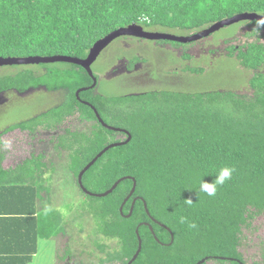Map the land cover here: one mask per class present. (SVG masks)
Instances as JSON below:
<instances>
[{"label": "trees", "instance_id": "1", "mask_svg": "<svg viewBox=\"0 0 264 264\" xmlns=\"http://www.w3.org/2000/svg\"><path fill=\"white\" fill-rule=\"evenodd\" d=\"M242 13L264 16V0H0V58L62 55L84 59L96 41L131 24L189 36ZM234 27L235 33L219 40L216 46L234 38L241 27L247 28L244 36L248 42L228 46L225 57L240 70L241 78L232 85L245 84L251 93L248 96L218 90L173 94L171 91V99H167L163 110L159 105L155 109L146 107L144 99L153 103L157 96L152 93L137 98L102 99L101 103L93 99L94 89L80 93V100L90 103L106 125L119 127L131 136L129 143L108 150L82 177L85 190L92 193L89 186L93 183L100 190L92 194L106 192L123 177H132L136 182L133 195L123 206V216L119 208L131 190V180L121 182L104 197L110 203L93 211L100 220V232L121 242L120 250L107 254L106 261H130L137 250L138 227L142 249L132 264H152L151 253L157 247L185 251L193 245L203 250L206 262L245 264L238 252L241 227L251 218V212L264 214V44L260 42L264 38V23L244 21ZM173 45L181 46L175 42ZM192 68L186 70L202 75V69ZM91 84L87 73L72 64L11 66L0 76V92L9 97L0 108L8 110L16 102L29 106L37 100L44 107L16 123L0 124V135L14 131L31 133L42 118L60 122L74 109L96 122L90 107L75 96L77 90ZM40 85L44 89H37ZM28 87L35 90L30 94H35L31 103L24 99L30 95L17 97L11 93L14 89L24 92ZM163 97L166 94L158 100ZM112 109L119 124L105 118ZM125 111L130 114L124 117ZM96 126L105 134H116L98 123ZM117 134L124 139L108 143L82 139L76 143L68 170L82 194L85 193L78 186V174L106 146L126 140V135ZM116 151H126L128 155ZM3 158L0 150V264H32L39 253L40 240L63 234L54 229L56 224L60 226V217L45 216L50 188L42 172L34 173V169L40 171L44 166L41 157H31L13 170L2 167ZM224 166L235 168L232 179L218 189L215 197H208L200 191V182L211 183ZM135 167L138 172L133 170ZM152 180L161 182L168 206L161 196L150 194ZM146 185L148 194H143L140 188ZM134 198L138 199L132 214L125 218ZM141 199L147 205L148 215ZM182 216L194 221L197 229L190 230L187 224H181ZM150 218L170 230L171 244L170 233ZM144 224L152 228L153 234ZM60 260L70 264L65 251Z\"/></svg>", "mask_w": 264, "mask_h": 264}, {"label": "rangeland", "instance_id": "2", "mask_svg": "<svg viewBox=\"0 0 264 264\" xmlns=\"http://www.w3.org/2000/svg\"><path fill=\"white\" fill-rule=\"evenodd\" d=\"M235 29L234 25L224 27L200 42L181 46L173 45L174 42L169 41L118 38L101 52L91 66L97 79L93 99L96 98L94 100L101 103L102 99L137 98L146 93H152L157 96L153 98V103L149 102L150 99H144L146 107L155 109L159 105L161 109L166 110L165 102L167 99H171L168 98L171 91L173 94L218 90L221 93L232 91L240 96H248L251 93L247 91L245 84L232 85V83L238 82V77L241 78L240 70L234 67V62L231 59L225 57L228 46L242 45L244 42H248L244 36L247 28L241 27L234 38L228 39L227 42L221 41L216 46L219 40L234 34ZM156 31L181 36L177 32L169 30L157 29ZM260 42L264 44V38ZM119 56L126 58L117 59ZM129 57H138L142 60L130 64L127 60ZM10 67H0V76L6 74ZM57 67L63 68V66ZM187 67H193L192 69L200 71L202 69V75L188 72ZM37 89H44V87L40 85ZM34 91V87H28L24 92L14 89L11 93L17 97H25ZM163 94H166L167 97L158 100ZM34 96L35 94L25 97V102L31 103ZM8 98L7 94L0 92V106ZM12 98L14 97L11 96L10 100ZM37 98L39 96H36ZM17 103H14L13 106L11 104L8 110L0 108V115H3L0 118L2 126L16 123L30 115L31 112L35 113L44 107V104L41 105L39 100L33 101L29 106ZM48 105L49 103L46 101L45 106ZM114 113L115 110L112 109V113L106 114L105 118L109 123L119 124L114 119L117 117V115H113ZM128 113L130 114V111ZM128 113L125 111L122 115L125 117ZM158 113L160 114L161 111L159 110ZM41 121L31 133L14 131L0 135V150L4 157L1 165L4 169L13 170L31 157H41V162L44 165L42 171L34 169V173L42 172V178L46 181V185L50 186L52 193L47 197V199L50 198V201L47 202L48 205L43 202L47 209L44 211L45 216L59 215L60 226L64 229L63 231L60 226L55 225V231H60V234H63L53 238L52 242L46 239L44 242H40V253L32 264H62L60 258L63 251L69 258L70 264H119V259L116 262L106 261V259L108 258L107 254L120 250L121 242L117 237L107 238L100 232V220L95 218L93 212L101 204H109L110 201L82 194L75 185L68 165L78 140L90 139L96 143L104 141L108 143L122 141L124 137L117 133L114 135L105 134L93 120L86 118L75 109L72 114L60 122L51 118H42ZM123 124L124 122L120 125ZM116 154L128 155L126 151H116ZM133 170L138 172L139 168L135 167ZM96 172L98 173V171ZM152 182H154L153 194L149 193L161 196L165 205L168 206L169 202L161 189V182L153 180ZM125 186L126 184L122 185V189H125ZM146 187L147 185L140 188L143 194H148ZM89 189L94 193L100 191L95 188L94 183L89 186ZM250 215L251 218L247 219L246 224L241 227L238 252L245 264H264V214L251 212ZM41 249L43 250L40 251ZM183 250L185 251L175 248L166 251L157 247L151 253L150 263L193 264L195 261L204 259L202 256L205 253L195 245L188 246ZM154 255L157 258H154ZM205 264L219 263L209 261Z\"/></svg>", "mask_w": 264, "mask_h": 264}, {"label": "water", "instance_id": "3", "mask_svg": "<svg viewBox=\"0 0 264 264\" xmlns=\"http://www.w3.org/2000/svg\"><path fill=\"white\" fill-rule=\"evenodd\" d=\"M244 21H257L260 23H264V16L254 14V13L238 14V15H235L231 18L220 20V21L214 23L213 25H211L210 27L203 29V30H201L195 34L189 35V36H176L173 34L161 33V32H146L143 30V28L141 26H139L137 24H131L127 27L116 29V30L110 32L105 37L96 41L93 44V46L90 48L86 58H84V59H77V58L62 56V55H55V56H50V57L31 56V57H25V58H0V67H4V66H29V65H40V64H54V63H64V64H72V65L79 66L87 73V75L92 80L91 86H89L87 88H81V89L76 91L75 96L77 99H79L80 93L85 92L87 90H91L96 85V78L94 77L92 69H91L92 64L96 61V59L99 57L101 52L107 46H109V44H111L113 41H115L118 38L135 37V38H141V39L150 40V41H169V42H175V43H179V44H190V43L205 39V38L209 37L210 35L214 34L215 32L219 31L220 29H222L224 27L232 26V25H235L239 22H244ZM83 104L90 107V109L93 111L98 123L104 129H106L108 131H112V132H119V133L121 132L124 135H126V140L123 142H119V143H112V144L106 146L104 149H102L78 174V177H77L78 186L86 195L94 196L97 198H104V197L110 195L121 182H123L125 180H131L132 181L131 190L119 208V213L123 216V214H122L123 206L129 200V198L133 195L135 188H136V182H135L134 178L128 177V176L123 177V178L119 179L118 181H116L112 185V187L109 190H107L106 192H104L102 194H92L83 188L82 177L89 170V168L91 166H93L94 163L99 158H101L108 150L115 148V147L124 146L127 143H129V141L131 140V136L125 130H121V129L106 125L102 121V119L100 118L99 114L97 113L96 109L93 106L89 105L88 103H83ZM137 199L138 198H134L132 200L129 212L126 216H124L125 218H129L131 216L134 204H135ZM141 202L143 203L144 210H145L146 214L148 215L149 212L147 210V205H146L145 201L143 199H141ZM150 220L153 223H156L158 226L165 228L170 233L171 241L169 244H171L173 242V234L170 232V230L168 228H166L164 225L156 222L153 218H150ZM144 225L148 226L147 224H144ZM148 228L151 231V233L153 234L152 228L150 226H148ZM135 235H136V239H137V250L127 264H132L133 262H135V260L137 259L138 255L140 254L141 249H142V241H141V238H140L139 233H138V227L135 230ZM153 237H154L155 241L158 242V240L155 238V236H153ZM206 261H207V258H204V259L198 261L196 264H203Z\"/></svg>", "mask_w": 264, "mask_h": 264}, {"label": "clouds", "instance_id": "4", "mask_svg": "<svg viewBox=\"0 0 264 264\" xmlns=\"http://www.w3.org/2000/svg\"><path fill=\"white\" fill-rule=\"evenodd\" d=\"M234 172V167H221L211 183L205 182L203 180L200 182V191L205 193L208 197H215L217 195L218 189L232 179ZM179 222L181 224H187V227L190 230H195L198 227V225L194 221H189L188 218L183 216L179 218Z\"/></svg>", "mask_w": 264, "mask_h": 264}, {"label": "flooded vegetation", "instance_id": "5", "mask_svg": "<svg viewBox=\"0 0 264 264\" xmlns=\"http://www.w3.org/2000/svg\"><path fill=\"white\" fill-rule=\"evenodd\" d=\"M139 26H141V25H139ZM142 27V26H141ZM143 28V27H142ZM143 30L144 31H146V32H157V31H154V30H146V29H144L143 28ZM162 33V32H161ZM128 38H132V39H140V40H142V41H150V40H145V39H141V38H135V37H128ZM203 40V39H202ZM202 40H199V41H197V42H200V41H202ZM197 42H193V43H197ZM190 44H192V43H190ZM181 45H189V44H181ZM121 57H125V56H119L117 59H119V58H121ZM126 58V57H125ZM128 61H129V63L130 64H134V63H136V62H141V60L142 59H140V58H138V57H134V58H131V57H129L128 59H127ZM96 78V77H95ZM96 84H97V79H96ZM95 87H96V85H95ZM94 87V88H95ZM93 88V89H94ZM93 89H91V90H93ZM5 93V92H4ZM34 93V92H33ZM5 95H6V93H5ZM13 95V94H12ZM80 95V94H79ZM14 96V95H13ZM16 96V95H15ZM8 98V97H7ZM77 99V98H76ZM96 99V98H95ZM78 101H80L82 104L83 103H88V102H85V101H81L80 100V98L79 99H77ZM8 102V99L6 100V102L5 103H7ZM89 105H91L90 103H88ZM4 105V104H3ZM92 106V105H91ZM121 112H123V110L121 111ZM113 115H116L115 113L113 114ZM98 123V121H97V119H96V122H95V124H97ZM99 124V123H98ZM100 125V124H99ZM101 126V125H100ZM121 130H123V129H121ZM115 133H119V132H115ZM121 133V132H120ZM5 135V134H4ZM49 188H50V186H49ZM50 191H51V189H50Z\"/></svg>", "mask_w": 264, "mask_h": 264}, {"label": "crops", "instance_id": "6", "mask_svg": "<svg viewBox=\"0 0 264 264\" xmlns=\"http://www.w3.org/2000/svg\"><path fill=\"white\" fill-rule=\"evenodd\" d=\"M75 185H76V184H75ZM46 186H48V185H46ZM76 187H77V186H76ZM77 188H78V187H77ZM50 194H52L51 191H50ZM42 241L44 242V240H40V241H39V244H40V242H42ZM48 241L52 242V240H48ZM42 250H43V249H41L40 251H42ZM38 251H39V249H38ZM39 253H40V252H39ZM37 255H38V254H37ZM37 255H36V256H37ZM36 256H35V257H36ZM35 257H34V259H35Z\"/></svg>", "mask_w": 264, "mask_h": 264}]
</instances>
